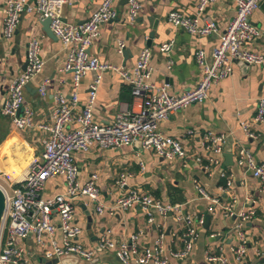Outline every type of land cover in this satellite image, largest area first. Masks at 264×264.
Wrapping results in <instances>:
<instances>
[{"label": "crops", "instance_id": "obj_1", "mask_svg": "<svg viewBox=\"0 0 264 264\" xmlns=\"http://www.w3.org/2000/svg\"><path fill=\"white\" fill-rule=\"evenodd\" d=\"M35 1V0H31ZM141 8L136 19L128 15L129 0H115L119 11L116 19L102 24L101 35L90 48L91 53L103 62L130 68L135 65L144 47L153 50V65L156 68L154 81L168 84L172 93H180L195 87L200 79L201 71L196 61V51L205 48L211 51L219 40L228 22L236 14V4L232 0H215L207 7L208 15L214 17L219 25L218 33L210 35H193L175 27L167 19L171 10H179L188 15H195L198 0H139ZM103 0H52L55 9L64 20L82 23L97 9ZM8 0H0V174L9 182H16L26 173L30 163L42 159L44 140L49 132L38 127V123H50L51 113L55 106V96L62 93L70 98L73 87V71L62 70L68 48L59 38L50 37L44 30L41 18L35 12H25L11 39L2 34ZM255 25L261 30L260 37L249 44L251 49L264 51V4L251 16ZM154 31L153 37L151 32ZM37 35L41 38L42 55L45 60L42 71L29 83L25 92V104L34 111L32 127L20 128L11 117L2 114L1 106L9 94L11 79L25 68L27 45L30 38ZM174 40L170 54L159 50L163 42ZM120 41H124V49H119ZM172 67L167 68L169 60ZM97 77L96 72H88L81 80L79 87V108L89 100L91 84ZM49 79L45 94L40 92V85ZM264 92V63L247 65L234 62L233 73L213 85L209 99L194 102L174 112L162 122L164 133L182 140L188 150L186 160H172L160 157L154 150L142 146L141 142L121 148L93 147L86 152L75 154L79 168V178L85 181L97 172L101 200L109 205L122 191L117 180L122 172L130 174L128 187H135L155 195L164 202L185 203L191 211L206 212L210 202L200 197L197 185L204 186L213 196L222 201L236 196L234 206L237 210L254 208L256 214L248 223L252 238L256 241L250 246L248 260L252 264H264V195L257 178L244 172L236 163V151L246 145L254 156L264 162V123L254 121L257 112L258 98ZM135 106L130 85L114 70L102 72L98 85L97 99L94 109L98 121L112 122L120 111H132ZM248 122L255 132L250 137L242 128ZM193 131L192 134L187 132ZM226 133L227 139L221 155V163L213 165L211 171L205 163L197 162L195 154H206L202 141L209 131ZM231 149L232 162L225 156ZM233 180L228 189L227 176ZM65 178L56 177L48 180L43 195H51L64 191ZM127 188L123 189L126 190ZM249 198V200L247 199ZM76 220L83 227L82 241L88 246H96L102 235L107 234L117 240L129 239L133 233H141L140 243L152 245L159 232L166 236V244L170 248H183L182 226L175 214L160 217L150 223L139 206L113 213L97 212L94 202L86 197L75 201ZM211 216L208 225L200 229V236L195 241L193 251L187 260L172 259V264H209L205 251L218 241L209 237L216 231L226 232L222 245L229 252L232 233L228 232L235 219L226 217L220 209ZM60 238V235L59 237ZM29 251L35 253L36 242L31 237L26 240ZM36 254V253H35ZM34 263L39 259L33 257ZM92 264H121L113 252L99 251ZM40 262V261H39ZM235 264V263H231Z\"/></svg>", "mask_w": 264, "mask_h": 264}, {"label": "built area", "instance_id": "obj_2", "mask_svg": "<svg viewBox=\"0 0 264 264\" xmlns=\"http://www.w3.org/2000/svg\"><path fill=\"white\" fill-rule=\"evenodd\" d=\"M213 1L198 0L195 15L171 10L167 19L175 27L193 35L218 33L217 20L207 12L208 5ZM232 1L236 4V14L219 34L217 45L210 52L205 48L196 51V61L201 71L197 85L180 93H172L168 84L154 81L156 68L150 47L141 50L135 65L130 68L103 62L91 53V46L101 35L102 24L119 15L115 0H103L82 23L64 20L52 0H8L3 37H13L25 12H35L41 19L51 18L52 31L68 48L62 70L73 71L74 78L70 98L62 93L56 94L51 122L38 123V127L49 132V137L44 140L42 159L30 163L24 176L16 182H9L0 174V188L6 195V208L0 228V264H45L42 258L50 260L70 254L93 260L102 250L113 252L121 264H172V259L187 260L190 257L195 241L200 236V229L206 223L207 214H214L217 209L226 217L235 219L233 227L228 231L232 233V242L228 252L225 245H222L228 237L226 232L210 233L209 237L216 239L218 244L205 251L207 262L252 264L247 257L250 246L256 241L252 238L248 223L256 211L254 208L237 210L234 206L235 195L224 202L218 196L211 195L204 186L197 185L200 197L210 202L207 213H199L189 210L185 203L164 202L149 192L128 187L130 174L122 172L117 180V186L122 191L113 203L107 205L100 197L99 174L94 172L82 181L75 157L77 152H86L95 146L117 149L139 141L143 147L154 150L160 157L169 160L188 159L189 153L182 140L164 133L162 122L191 103L209 99L212 86L233 73L235 60L248 65L264 63V51L249 47L261 35V30L253 23L251 16L264 4V0ZM140 8L139 0H129L128 15L131 20L136 19ZM124 47V41H120L119 49ZM173 47L174 40H170L158 48L170 54ZM27 61L25 69L11 79L9 94L1 106L2 114L11 117L20 128L32 127L34 124V111L25 104V92L45 64L41 38L37 35L32 36L28 42ZM172 62L170 59L168 69L172 67ZM106 70L116 71L130 85L137 105L132 111H120L114 121L107 123L98 121L94 113L98 85L102 72ZM88 72H96L97 77L90 86L88 102L79 108V87ZM49 81L45 79L41 83L42 94L46 93ZM254 121L264 123V92L258 98ZM251 126L248 122L242 123L244 131L255 138L257 136ZM187 132L193 133L191 129ZM226 139V133L207 131L202 141L206 154H195V160L204 162L205 168L211 171L213 165L221 163ZM236 163L244 172L259 180L264 195V162L258 160L249 147L242 145L236 151ZM222 175L227 176V187H221L225 190L233 185V180L224 172ZM59 176L65 178L64 191L43 195L48 180ZM5 182L12 189L11 194ZM80 197L94 202L100 214L139 206L150 223H155L160 217L175 214L182 226V237L185 239L183 248L175 250L167 246L163 231L159 232L152 245H142L141 233H133L125 240L104 234L96 246H88L81 239L84 230L76 220L75 201ZM31 237L37 244L34 250L40 262L34 263L26 245V240ZM258 254L264 256V251L259 248Z\"/></svg>", "mask_w": 264, "mask_h": 264}, {"label": "water", "instance_id": "obj_3", "mask_svg": "<svg viewBox=\"0 0 264 264\" xmlns=\"http://www.w3.org/2000/svg\"><path fill=\"white\" fill-rule=\"evenodd\" d=\"M41 23L43 25L44 30L47 32V34L50 37L58 38L51 29V26H50L51 25V18H49V17L44 18L41 20ZM150 35H151V37H153L154 31H152ZM235 62L244 63L243 61H239V60H235ZM27 63H28V61L26 60L25 67H26ZM19 112H21V110ZM225 156L227 158H229L230 161L232 162L233 153H232L231 149H229L228 152L225 153ZM5 208H6V195L3 192V190L0 188V228H1L3 217H4ZM210 219H211V216L209 215L207 218V221H206L207 225L210 222ZM32 255H33V257L37 258V255L35 253H32ZM42 261L45 264H61V263H64V264H92L95 261V259L85 260V259L79 258L77 255L70 254V255L62 256L61 258H54V259H50V260L46 259V258H42ZM261 262L264 263V258L261 259Z\"/></svg>", "mask_w": 264, "mask_h": 264}, {"label": "rangeland", "instance_id": "obj_4", "mask_svg": "<svg viewBox=\"0 0 264 264\" xmlns=\"http://www.w3.org/2000/svg\"><path fill=\"white\" fill-rule=\"evenodd\" d=\"M6 187H7L8 191H9V193L11 194L12 193V189L7 185V183H6Z\"/></svg>", "mask_w": 264, "mask_h": 264}]
</instances>
